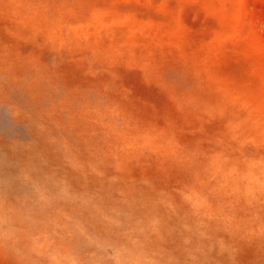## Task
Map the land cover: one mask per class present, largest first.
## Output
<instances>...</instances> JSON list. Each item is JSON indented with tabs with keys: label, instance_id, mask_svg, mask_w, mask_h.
<instances>
[{
	"label": "rangeland",
	"instance_id": "1",
	"mask_svg": "<svg viewBox=\"0 0 264 264\" xmlns=\"http://www.w3.org/2000/svg\"><path fill=\"white\" fill-rule=\"evenodd\" d=\"M0 264H264V0H0Z\"/></svg>",
	"mask_w": 264,
	"mask_h": 264
},
{
	"label": "bare ground",
	"instance_id": "2",
	"mask_svg": "<svg viewBox=\"0 0 264 264\" xmlns=\"http://www.w3.org/2000/svg\"><path fill=\"white\" fill-rule=\"evenodd\" d=\"M225 171H227V172H229V170L228 169H225ZM226 175V174H225ZM227 176V175H226Z\"/></svg>",
	"mask_w": 264,
	"mask_h": 264
}]
</instances>
